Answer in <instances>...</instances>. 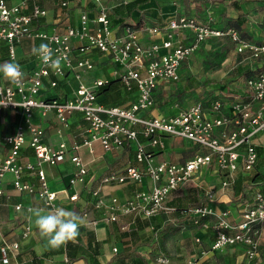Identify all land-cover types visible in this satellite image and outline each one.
Returning a JSON list of instances; mask_svg holds the SVG:
<instances>
[{
  "label": "built area",
  "instance_id": "1",
  "mask_svg": "<svg viewBox=\"0 0 264 264\" xmlns=\"http://www.w3.org/2000/svg\"><path fill=\"white\" fill-rule=\"evenodd\" d=\"M46 1L21 0L10 4L9 0H0V61L6 52L7 60L18 63V47L27 39L42 40L53 50L54 59L61 58L59 72L47 67L37 57V66L32 70L18 63L25 74L21 85L0 83V113L13 111L21 117L15 130L3 138L9 151L0 157V179L11 174L15 190L36 194L50 209L60 207L57 192L48 187L43 169L45 164L55 165L72 152L71 161L78 171L70 183L87 184L88 168L77 154L82 147L93 153L94 144L98 142L106 152H112L134 144L136 165L105 174L100 185L90 192L94 210L101 217L91 219L88 210H84L82 216L88 219L89 225L96 226L99 221L117 223L122 216L128 215L134 219H148L175 214L177 207L170 205L171 200L195 181L205 168L215 166L217 172L224 175L221 181L224 190L231 188L238 172L247 173L254 169L258 160L254 140L264 131V69L246 80L249 100L238 98L228 107L227 102L218 97L212 99L209 106L199 100L173 115L157 117L150 113L156 106L157 89L179 81L183 63L206 40L228 35L238 52H249L256 61L263 62L264 44L246 42L235 28L226 31L216 28L212 18L201 21L186 14H177L162 24L142 28L127 26L122 34L114 35L111 14L103 5L104 0H93L100 6L95 17L91 18L89 12L82 11L77 26L69 25L64 31H48L41 28L48 16V9L44 6ZM71 2L55 0L61 12L69 9ZM113 2L119 6L129 1ZM141 30L151 35L164 34V38L144 44ZM181 30L192 32L191 42L177 40L176 33ZM96 52L110 56L114 68L108 76L95 77L88 83L84 75L95 71L92 55ZM66 75H71L77 82L70 97L61 100L42 96L46 81L50 88H56ZM112 81L119 82L125 91L134 96L129 106L103 103V96L98 93ZM36 112L42 116L55 112L59 122L67 127L69 118L80 114L87 125L83 143L67 145L62 142L58 147L45 144V131L34 122ZM167 137L189 140L207 152L196 154L182 163L157 161L155 153L165 149L164 139ZM26 145L34 152V162L22 161L21 151ZM27 170L37 173L38 188L24 181ZM123 184L135 186L128 199L120 200L116 196L105 198L102 195L103 187ZM69 199L76 201L79 197L73 195ZM213 203L219 204L220 201L208 193L205 201L184 210L193 227L211 232L212 236L210 247H200L199 253L184 264H207L209 254L237 246L243 247L245 264H255L258 237L264 223V194L261 191L255 193L253 203L243 211L239 222L230 219L228 210H215L210 205ZM16 209H22V205H17ZM30 209L32 207L27 208L28 211ZM31 231V226L26 225L22 238H28ZM196 243L201 246L202 240L197 238ZM19 249V242L0 245L2 262L8 264L10 258L17 256ZM113 252L117 254L118 248L114 247ZM154 264L173 262L169 256L159 254L154 258Z\"/></svg>",
  "mask_w": 264,
  "mask_h": 264
},
{
  "label": "crops",
  "instance_id": "2",
  "mask_svg": "<svg viewBox=\"0 0 264 264\" xmlns=\"http://www.w3.org/2000/svg\"><path fill=\"white\" fill-rule=\"evenodd\" d=\"M20 1L21 0H9L10 4H16ZM248 1L252 2L251 0H150L148 3L140 5L129 18H115L110 13L112 25L114 27L113 34H122L127 26L142 28L145 25L162 24L164 21L177 14H186L196 17L201 21L213 18L216 28L222 30L225 28L229 29L232 28L233 23L242 15H244L248 21V5L247 7L244 6L246 4L244 2ZM103 5L109 10L116 7L113 0H104ZM44 6L48 9V16L44 19L41 28L48 31H53V29L64 31L69 25L77 26L82 11L89 12V16L93 18L100 9V6L95 4L93 0H72L70 8L64 12H61L57 8L55 0L46 1ZM245 24L243 25L242 38L246 42L264 44V25L259 27L262 35L261 38L255 41L254 36L246 32L247 29ZM246 34L250 36V40L245 38ZM141 38L144 44H150L154 41H161L164 38V34L151 35L141 30ZM176 38L183 43H189L193 39V34L190 30H181L176 33ZM42 43V40L32 39H27L21 43L18 47V63L28 70L34 69L37 66V56L33 54L32 50L33 48L39 47ZM7 59V53L5 52L0 64L10 62ZM92 59L95 63V71L84 75V80L88 83H91L95 77L108 76L110 71L114 68L110 56L96 52L92 55ZM257 62L259 61L255 62L256 66L254 70L258 72L264 69V63L260 64ZM185 63L183 64L185 65ZM184 65H182L180 73H182ZM7 82L9 81L0 74V83ZM166 86L167 85L160 86L155 92L156 107L150 113L152 116L173 115L180 109L191 105L184 106L180 103L170 101L169 98H167ZM76 87L77 82L73 77L71 75H66V78L60 81L56 88H50L48 81H46V86L42 90V96L48 99L52 97L64 100L71 96ZM243 93H247L246 89ZM243 95L242 97L241 94L236 93L223 99L227 102L226 105L229 107L231 102L236 101L238 98L249 100L248 94ZM107 97V101L113 103V105L116 104L125 107L129 106L134 101V96H131L125 91L118 82L112 86V90ZM103 99H105L104 96ZM205 105L209 106V103ZM256 107H258V104H256ZM20 121L21 117L19 114L13 111H1L0 157L7 155L9 151V146L3 142L4 136L12 133ZM34 122L44 129L45 144L53 147H58L62 142L67 143V145H71L75 142L82 144L87 135V125L81 115L77 113L69 118L68 127L59 122L55 112H49L47 116H42L39 112H36L34 113ZM140 140L145 142L142 138ZM254 141L257 146L263 147L264 131L260 132ZM164 142L166 145L165 149L157 150L155 153L157 161L168 160L182 163L194 157L196 154H204L207 152L205 148L189 140L167 137L164 139ZM134 150V144L133 146H126L125 148L112 152H106L98 142L94 144L93 153H90L87 147H82L77 154L87 165V184L80 182H76L75 184L70 183L71 178L78 171L71 161V156L74 154L72 152L68 153L64 160L55 165L45 164L43 169L47 177L48 187L50 190L57 192V204L68 211L77 213L81 217H83V210L89 208L90 218L100 219V213L94 210L90 201H88V198L91 199L90 192L100 185V180L105 174L111 171L125 170L129 166L136 165ZM21 155L22 161L24 162L35 161L34 152L27 145L22 149ZM240 173L241 172H238L237 174ZM201 176L207 177V180L212 183L214 182V185L218 184L221 186L218 192H216V198L220 203H213L210 205L217 211L228 210L231 213L230 219L235 222L241 220V214L253 203L254 195L257 191H261L264 194V183H256L253 186H248L243 198L242 193L235 195L232 187L229 190L222 189L221 181L224 175L217 172L215 166L205 168L202 173L195 178V181L196 179L198 181ZM24 181L33 184L36 188L39 187V178L35 171L27 170L25 172ZM0 189L3 192L0 194V245L10 242H19L20 244L17 256L10 258L8 264H137L134 259H120V255L124 252L125 248H123V245L120 243H116L117 241L113 229L116 225L108 224L103 221H99L96 226H93L89 225L88 219L85 218L86 223L80 227L79 235L75 241H70L59 248L47 247L46 240L41 238L38 230L34 226L35 217L27 208L32 207V209L39 208L44 210H50V208L45 206L43 200L36 194L15 190L13 186V175L11 174H7L4 178L0 179ZM134 190L135 186L133 184L110 185L103 187L102 195L105 198L116 196L120 200H126L133 194ZM73 195H78L79 199L71 201L69 197ZM201 200L192 204L189 203V206L205 201ZM17 205H22V209L17 210ZM170 205L184 207L179 200H171ZM165 216L167 220L163 222L158 220L157 225L162 224L166 226L168 223L177 224L176 213ZM134 220L133 216H122L117 227L120 226L119 228L122 231H127L131 228L132 224H134ZM147 223V221H142L144 227L139 229H145ZM26 225H30L32 231L28 238L23 239L22 232ZM181 227L184 228L183 231L187 233L186 237L190 239L188 241L189 246L192 245L193 248L185 259L178 261V264H184L187 260L197 255L200 251V247L209 248L212 241L211 232L193 227L189 222L188 215L187 219L180 224L179 228ZM260 231L258 237V254L254 261L255 264H264V223L261 225ZM197 238L202 240L201 246L196 243ZM125 239L129 238H123L122 240ZM132 243L133 242L130 241V244H127L130 246ZM115 245L120 247H118L119 250L117 254L113 252L114 247H117ZM137 252L148 264H154V258L159 255L157 254L151 257L143 246H139ZM164 255L169 256L173 264H176V258L168 254ZM233 262L236 264H245L246 259L243 247H228L222 252L209 254L207 260V264H231ZM0 264H4L1 254Z\"/></svg>",
  "mask_w": 264,
  "mask_h": 264
},
{
  "label": "rangeland",
  "instance_id": "3",
  "mask_svg": "<svg viewBox=\"0 0 264 264\" xmlns=\"http://www.w3.org/2000/svg\"><path fill=\"white\" fill-rule=\"evenodd\" d=\"M251 1L244 2L246 3L244 6L247 7L248 5L249 9L247 12L249 18L245 27L246 32L252 34L257 41L262 36L259 27L264 25V0ZM248 36L246 34L244 37L250 40L251 38ZM255 62L256 60L251 56V53L238 52L227 36L210 38L185 63L180 80L167 84L165 87L167 98L172 102L186 106L199 102V100L208 104L214 98H228V96L236 93L243 97V94H247L243 93L246 89L247 76L249 72L254 74L256 71H254ZM257 63L262 64L264 62L260 60ZM261 148L264 151V146ZM251 172H241L237 174V177L240 175L247 176ZM220 187V185H214V182L208 181L207 177L201 176L198 181L196 179L184 187L181 192L179 191L173 200H179L182 206L187 207L190 205L189 203L192 204L201 199V201L205 200L208 193L216 196ZM113 229L116 243L123 245V248H125L126 242L130 244V241L134 242L136 239L122 240L119 235L124 231L118 230L115 226ZM183 229L181 227L176 231L166 232L164 225H157L151 221L147 223L145 229H138L137 237L139 235V238L137 241L143 244L142 246L151 257L161 253L168 254L176 258L175 262L178 264V261L185 259L193 248L192 245L189 246L188 241L190 239L186 237L187 233ZM115 246L119 247L118 245Z\"/></svg>",
  "mask_w": 264,
  "mask_h": 264
},
{
  "label": "trees",
  "instance_id": "4",
  "mask_svg": "<svg viewBox=\"0 0 264 264\" xmlns=\"http://www.w3.org/2000/svg\"><path fill=\"white\" fill-rule=\"evenodd\" d=\"M150 0H132L129 1L125 4L116 6L112 9H110V13L112 14V16H114L115 18H129L131 16V14L142 4L148 3ZM246 17L244 15L240 16L232 25V28H235L238 33L240 34V37L242 38L243 36V25L246 23ZM225 31L227 30V28L224 29ZM229 40H231L230 36L226 35ZM217 38V37H215ZM221 38V37H218ZM243 39V38H242ZM209 40V39H208ZM208 40H206L205 42H207ZM244 40V39H243ZM203 42L202 45L205 43ZM232 42V40H231ZM233 43V42H232ZM262 44V43H261ZM202 45L200 46V49L202 48ZM200 49H198L197 51H199ZM196 51V52H197ZM195 52V53H196ZM255 71V70H254ZM257 71H255L256 73ZM253 76V72H249L248 74V78ZM116 82H111L109 84H107L106 86H104L103 88L100 89L98 95L99 96H104L105 99L103 100V103H105L106 105H110V106H116L113 105V103L107 101L108 97L107 95L109 94V92L112 90V86L115 84ZM118 84H120L118 82ZM257 152H258V160L256 162V165L254 167V169L252 170L253 172H251L249 175L247 176H238L235 177V181L232 184V188L235 192V195L242 193V198L245 195L246 192V188L248 186H253L256 183H264V151L261 147L257 146ZM88 201H90L92 208L93 207V203H94V199H90L88 198ZM177 207V212H176V223L177 224H173V223H168L165 226V231L166 232H173L176 231L177 229H179L180 224L183 223V221L185 219H187V214L184 212V210H186V207H180V206H176ZM84 210H89V208H86ZM83 210V211H84ZM147 221V222H155L157 223L158 220H161V222L166 221L167 217L165 215H158V216H154L148 219H141V218H136L134 220V224H132L131 228H129V230L122 232L119 237L120 238H136L134 240V242L129 246L126 242V247L124 249V252L120 255V259H134L136 261L137 264H148V262H145V260L142 258V256L137 252V248L139 246H142L143 244H141L140 242L137 241V238H139V235L137 237V231L139 228H143V224L142 221ZM116 225V228L119 230L120 226L117 227V223H113V225ZM179 225V226H178ZM145 245V244H144Z\"/></svg>",
  "mask_w": 264,
  "mask_h": 264
},
{
  "label": "clouds",
  "instance_id": "5",
  "mask_svg": "<svg viewBox=\"0 0 264 264\" xmlns=\"http://www.w3.org/2000/svg\"><path fill=\"white\" fill-rule=\"evenodd\" d=\"M33 54L53 71L61 70V58H53V50L48 44H41L33 48ZM0 74L12 84H22L24 72L16 62L0 64ZM35 217L34 226L41 238L46 240L47 247L59 248L70 241H75L79 235V229L86 223V219L75 212L63 207H52L50 210L33 208L29 210Z\"/></svg>",
  "mask_w": 264,
  "mask_h": 264
}]
</instances>
